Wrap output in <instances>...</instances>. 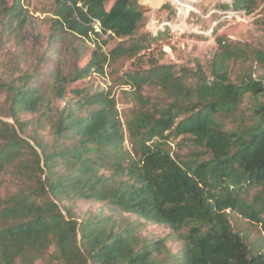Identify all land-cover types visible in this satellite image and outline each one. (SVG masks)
Returning <instances> with one entry per match:
<instances>
[{
	"label": "trees",
	"instance_id": "16d2710c",
	"mask_svg": "<svg viewBox=\"0 0 264 264\" xmlns=\"http://www.w3.org/2000/svg\"><path fill=\"white\" fill-rule=\"evenodd\" d=\"M260 6L264 12V0L219 5L246 14ZM24 12L19 0L0 6L15 30L24 28ZM143 22L137 0H54L48 39L108 33L131 39L112 58L135 56L147 48L132 39ZM255 24L261 43L217 37L206 68L149 61L128 74L135 108L123 121L107 91L73 87L103 74L105 57L96 52L67 76L56 69L52 96L77 97L61 109L34 74L0 76V175L14 182L0 197V264H264V239L248 244L229 220L234 214L264 233V16ZM144 86L160 96L144 98ZM246 96L256 100L248 117L240 113ZM179 137L193 149L189 159L170 152L169 142ZM77 201L105 203L134 220L77 217ZM142 221L170 233L149 239ZM172 235L180 242L175 255L166 246Z\"/></svg>",
	"mask_w": 264,
	"mask_h": 264
},
{
	"label": "rangeland",
	"instance_id": "374dc122",
	"mask_svg": "<svg viewBox=\"0 0 264 264\" xmlns=\"http://www.w3.org/2000/svg\"><path fill=\"white\" fill-rule=\"evenodd\" d=\"M2 1V2H1ZM0 6H10L15 0H0ZM144 13V22L132 39L146 45L135 56H114L112 50L118 46H128L131 39H119L108 33L99 36L89 35V38H75L65 35L62 41H50V23L53 19L54 0H19L26 14L23 29L15 30V24L8 27L7 20L0 15V76L5 81H13L23 74H34L35 84L46 93L51 104L61 109L66 102L73 103L77 97L70 95L64 100H58L51 94L54 73L59 69L64 76L75 68H83L93 52L105 61L103 74H91L87 78L73 84L79 89L88 87V93L107 91L115 101V107L123 121L135 108L132 92L133 87L127 84L126 76L135 71L148 68L149 61L158 64L174 65L176 67L193 68L196 63L204 68L208 65L216 48L215 39L224 37L229 40L257 45L261 36L255 20L261 19L264 12L262 6L251 14L244 11H223L219 5L230 0H137ZM95 30L98 31L96 25ZM155 39L145 44L144 38ZM144 98L153 100L160 95L156 89L144 86L141 92ZM4 96H0V109ZM255 99L246 96L240 106L246 117ZM85 113V112H84ZM30 116L23 117L29 119ZM6 121L11 122L10 119ZM47 135L48 130L40 131ZM47 140L51 138L47 136ZM170 152L178 159H189L192 147L181 143V137L169 142ZM125 150L132 155L130 144L124 143ZM0 197L13 189L14 182L8 174L0 175ZM255 191L246 195L250 199ZM77 217L91 214H111L116 218L125 217L134 220L127 214H119L105 203L77 201L73 205ZM233 230L238 232L248 244L262 237L264 233L258 226L251 225L242 218L230 214ZM143 223L141 234L149 239L157 240L167 237L169 229L163 225ZM166 246L170 253L177 254L180 242L174 235L167 239ZM34 264H58L37 260Z\"/></svg>",
	"mask_w": 264,
	"mask_h": 264
}]
</instances>
